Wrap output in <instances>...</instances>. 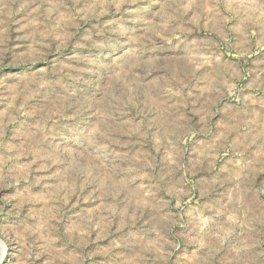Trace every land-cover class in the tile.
<instances>
[{"label":"rangeland","instance_id":"374dc122","mask_svg":"<svg viewBox=\"0 0 264 264\" xmlns=\"http://www.w3.org/2000/svg\"><path fill=\"white\" fill-rule=\"evenodd\" d=\"M0 264H264V0H0Z\"/></svg>","mask_w":264,"mask_h":264}]
</instances>
